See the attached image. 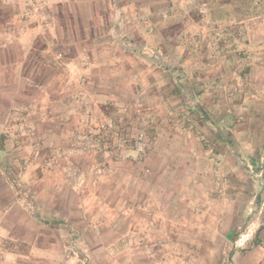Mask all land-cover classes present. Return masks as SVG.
Masks as SVG:
<instances>
[{
	"label": "rangeland",
	"instance_id": "374dc122",
	"mask_svg": "<svg viewBox=\"0 0 264 264\" xmlns=\"http://www.w3.org/2000/svg\"><path fill=\"white\" fill-rule=\"evenodd\" d=\"M171 2L188 27L173 24L164 43L135 44L144 57L121 59L133 75L104 107L90 109L84 70L95 59H79L69 100L84 112L81 123L65 117L66 131L78 133L65 146L79 150V196L95 200L100 233L82 232L78 254L82 264H264V0ZM12 128L29 146L15 157L12 182L18 169L57 177L63 147L41 142L30 119L0 127V146ZM6 185L0 173V197ZM14 186L30 197L27 185ZM10 246L0 237V256Z\"/></svg>",
	"mask_w": 264,
	"mask_h": 264
},
{
	"label": "crops",
	"instance_id": "0c3cea01",
	"mask_svg": "<svg viewBox=\"0 0 264 264\" xmlns=\"http://www.w3.org/2000/svg\"><path fill=\"white\" fill-rule=\"evenodd\" d=\"M202 4L200 9L206 12L208 4ZM180 12L171 0H0V127L30 119L41 142L61 145L66 160L57 177L40 169H18V178L12 182L15 157L29 154V146L27 138L21 134L20 140L13 128L1 135L0 173L7 192L0 197V237L11 246L2 251L0 264L84 262L78 254V237L82 232L96 236L100 230L94 223L95 200L79 196L84 187L81 180H85L74 163L79 150L65 146L66 139H75L77 133L66 131L69 120L65 117L73 116V122L81 123L77 117L81 119L84 112L80 103L69 100V90L82 72L79 59L88 52L95 59L94 67L84 70L92 78L87 87L94 99L90 109L104 107L111 93L122 89L133 75L122 72L121 59L143 56L144 50L134 46L137 43L144 47L172 40L173 24H180L182 31L190 23L174 16ZM145 19L155 26L152 33ZM59 53L64 58L59 59ZM22 109L33 115L22 116ZM17 183L29 187L30 197L17 195ZM110 207L114 209V204ZM82 222L86 227L81 230ZM84 243L83 247L90 244Z\"/></svg>",
	"mask_w": 264,
	"mask_h": 264
},
{
	"label": "built area",
	"instance_id": "2783aa9c",
	"mask_svg": "<svg viewBox=\"0 0 264 264\" xmlns=\"http://www.w3.org/2000/svg\"><path fill=\"white\" fill-rule=\"evenodd\" d=\"M58 56H60V54Z\"/></svg>",
	"mask_w": 264,
	"mask_h": 264
}]
</instances>
